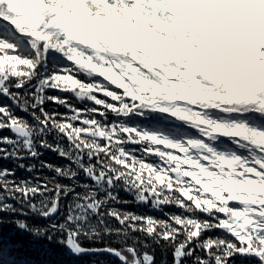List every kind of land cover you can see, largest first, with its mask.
Returning a JSON list of instances; mask_svg holds the SVG:
<instances>
[{"label": "snow or ice", "instance_id": "obj_1", "mask_svg": "<svg viewBox=\"0 0 264 264\" xmlns=\"http://www.w3.org/2000/svg\"><path fill=\"white\" fill-rule=\"evenodd\" d=\"M15 39L25 40L34 55H22ZM56 52L74 65L46 83L63 76L91 93L88 98L100 106L92 111L102 117L107 111L121 116L155 111L196 129V138L172 140L118 122L105 127L93 121L92 134L107 137L105 144L72 136L75 147L96 154L101 166L104 160L123 165L109 166V182L127 177L147 196L172 199L211 217L177 218L180 227L160 232L166 241L186 234L174 255L203 229L219 227L231 239L203 242L206 252L216 248L215 264H230L229 256L237 253L264 264V128L226 119L232 113L264 119V0H0V83L31 75ZM76 71L104 82L78 81ZM0 91L7 92V86ZM41 114L42 124H56V114L43 109ZM114 132L131 142H152L143 151L159 155L166 167L113 151L123 142ZM222 135L237 138V144L243 139L254 150L248 157L226 154L213 144ZM147 231H156L152 221ZM132 264H140L139 258L133 256Z\"/></svg>", "mask_w": 264, "mask_h": 264}, {"label": "trees", "instance_id": "obj_2", "mask_svg": "<svg viewBox=\"0 0 264 264\" xmlns=\"http://www.w3.org/2000/svg\"><path fill=\"white\" fill-rule=\"evenodd\" d=\"M14 42L22 55H34L25 40ZM73 65L74 61L63 54L50 53L46 62L37 63L31 75L13 78L7 85L0 83V89L8 88L7 92L0 91V109L4 110L0 115V264H129L109 254L79 255L69 249V235L83 248L118 250L129 262L135 256L140 264H200L202 258L204 264H215L216 248L206 252L203 242L231 239L229 232L219 227L203 229L198 238L175 256L176 246L186 234L181 231L174 241H166L160 238V232L180 227L177 218L211 217L202 211L185 210L172 199L162 202L147 196L127 177L109 182L108 177L113 175L109 166L122 169L123 165L104 160L101 166L96 154L77 149L72 139L75 135L105 144L107 137L92 134L93 121L105 127L118 122L172 140L196 138V129L168 113L155 111H145L143 116H121L107 111L102 117L92 111L100 106L88 98L91 93L79 90L63 76L55 84L46 83L50 75ZM74 76L78 81L104 82L100 76L86 75L83 71H76ZM18 81L21 86L16 87ZM97 95L106 99L102 93ZM41 109L56 114V124H42ZM213 115L224 114L213 112ZM245 116L249 118L232 113L226 119L264 128V119H256L253 113ZM14 124L26 127L27 134L23 137L13 134ZM113 135L123 141L116 143L113 151L120 149L151 165L166 167L159 155H146L143 151L152 142L138 138H134L137 142H131L123 132ZM235 139L222 135L213 144L226 154L234 152L248 157L254 150L252 146L243 139L234 143ZM56 201L58 210L47 215ZM149 221L155 225V232L147 231ZM145 254L150 261L145 260ZM229 261L256 264L254 256L239 253L229 256Z\"/></svg>", "mask_w": 264, "mask_h": 264}, {"label": "water", "instance_id": "obj_3", "mask_svg": "<svg viewBox=\"0 0 264 264\" xmlns=\"http://www.w3.org/2000/svg\"><path fill=\"white\" fill-rule=\"evenodd\" d=\"M12 132L13 134L19 135V136H25L27 133L26 127H23L20 124H14L12 127ZM58 210L57 208V201L51 206L50 212L47 215H53L56 213ZM68 247L71 251L77 252L79 255H84V254H95V253H100V254H109L114 256L115 258H118L119 260H122L125 263L132 264V262H129L128 260L125 259V257L117 250H113L110 248H95V249H89L86 247H81L77 243L74 238L71 237V235L68 236ZM75 249V250H74Z\"/></svg>", "mask_w": 264, "mask_h": 264}]
</instances>
